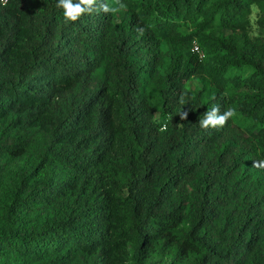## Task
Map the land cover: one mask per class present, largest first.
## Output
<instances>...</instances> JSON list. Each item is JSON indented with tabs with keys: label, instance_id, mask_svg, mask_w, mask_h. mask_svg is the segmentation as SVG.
Instances as JSON below:
<instances>
[{
	"label": "trees",
	"instance_id": "16d2710c",
	"mask_svg": "<svg viewBox=\"0 0 264 264\" xmlns=\"http://www.w3.org/2000/svg\"><path fill=\"white\" fill-rule=\"evenodd\" d=\"M57 3L0 0V264H264V0Z\"/></svg>",
	"mask_w": 264,
	"mask_h": 264
},
{
	"label": "clouds",
	"instance_id": "9594fccd",
	"mask_svg": "<svg viewBox=\"0 0 264 264\" xmlns=\"http://www.w3.org/2000/svg\"><path fill=\"white\" fill-rule=\"evenodd\" d=\"M114 4L118 5V7H110L107 4L101 3L97 4V0H79L78 3H74L73 0H58L57 7L62 8L64 10V17L66 21L75 22L78 18L84 13H90L94 9L102 10L105 13L112 12L116 13L120 9H125L127 7L126 4L122 3V0H114ZM141 34H143V29H139ZM180 102L184 103V96L181 95ZM235 116V111L232 108H225L224 112H220L219 105L213 106L208 109L204 114L203 118L199 119V125L208 129L209 127H223L227 121ZM182 120H186L188 118V113L183 111L180 114ZM166 130V127H162L161 131ZM253 167L264 169V160L254 161Z\"/></svg>",
	"mask_w": 264,
	"mask_h": 264
},
{
	"label": "rangeland",
	"instance_id": "374dc122",
	"mask_svg": "<svg viewBox=\"0 0 264 264\" xmlns=\"http://www.w3.org/2000/svg\"><path fill=\"white\" fill-rule=\"evenodd\" d=\"M258 14V9L254 6L253 7V14H252V23H253V25H252V31H251V34L252 35H260V34H263L264 35V29H262V28H260L257 24H256V19H257V15ZM229 31H225V33H228ZM203 49H204V51L206 52V50H205V48L203 47ZM209 55H207V53H206V59H208V58H210V57H208ZM214 66H215V62H208V64H207V70L209 71V70H211V69H213L214 68ZM193 83L195 84L196 83V81L194 80L193 81ZM232 109H234V111H235V115H236V113H237V111H236V109H235V107L234 106H232L231 107ZM130 251H131V255H132V245H130ZM130 262L132 263V264H134L135 263V261H134V259L133 258H131V260H130ZM138 264V263H137ZM141 264H172V259L171 258H168V257H166V258H163V257H159V256H155V257H153V258H151V259H148V260H146V261H144V262H142Z\"/></svg>",
	"mask_w": 264,
	"mask_h": 264
},
{
	"label": "built area",
	"instance_id": "2783aa9c",
	"mask_svg": "<svg viewBox=\"0 0 264 264\" xmlns=\"http://www.w3.org/2000/svg\"><path fill=\"white\" fill-rule=\"evenodd\" d=\"M3 3H6L7 0H1ZM192 51L199 57L200 60L205 59L206 53L204 49L196 41L193 44Z\"/></svg>",
	"mask_w": 264,
	"mask_h": 264
}]
</instances>
